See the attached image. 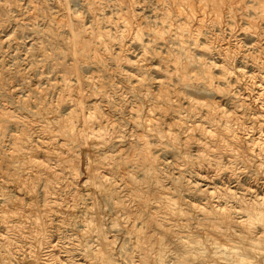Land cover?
Instances as JSON below:
<instances>
[{
	"label": "rangeland",
	"instance_id": "rangeland-1",
	"mask_svg": "<svg viewBox=\"0 0 264 264\" xmlns=\"http://www.w3.org/2000/svg\"><path fill=\"white\" fill-rule=\"evenodd\" d=\"M84 42L89 43V50L83 49ZM103 42L105 43L103 44ZM252 52L254 54H252ZM178 58L179 60H177ZM204 59H207V61ZM213 59L217 62L213 61ZM263 59L264 0H0V264H49V262L50 264H86V260L88 259H94L93 264H104L103 259L100 258V255L97 253V251H102V249L106 258L108 257L107 260L109 261H107V264L111 262H113L111 264H114V261L117 262L115 264H136L137 261V264H139L140 257L143 256L145 252L149 254V261L147 264H153L155 256L158 255L157 249L160 244L158 241H161L164 248L165 255L163 254V264H187L183 259H186L188 254L184 251V246L179 244V238L190 234L192 236L190 235L188 237L194 238L196 241L198 240V245H201L199 249L203 250H201L203 256L207 255L206 257L202 256L206 258L205 261L207 264H213L215 261V263H217L222 254L224 257L225 255H230V251H228L227 254L225 242L222 238L232 236L231 238L235 239L237 235L234 234V232L236 233L239 231L236 228H234L236 230L232 234H230V231H227L226 233L228 236L224 234L225 231H223L224 233H217L218 230L215 232V229L218 228L214 229V225L212 224L217 219H207L203 211L200 210L201 206L199 207L197 205L201 204L205 206L208 202V196L202 191V189H205L207 182H214V185L226 186V188L236 187L238 184L243 187L251 186L255 189L264 190V176L262 175L264 174V167H262L264 165V147L262 146L264 145V138L261 139L262 141L260 140L262 143L259 142L258 144L260 145L256 146L257 149L262 147L261 149H263V151L260 150L262 155L258 154L252 157L254 160L249 156L252 155L249 154L250 151H247L250 142L246 144L247 141L243 140V137L246 139L252 138L254 133H256L255 135H259L261 128L263 132L260 136L264 134V92H262L264 91ZM206 64L210 65V67L212 66L213 81L211 84H209L210 82L206 77ZM221 65L225 68L223 67V69ZM226 67H229V71H233L232 80L228 77V72H224L225 69H227ZM242 67H244L245 70ZM239 68H242L244 71L242 69L239 70ZM259 71L261 73H259ZM132 72H134L133 74L135 75L131 74ZM245 72L248 74L251 72V75L244 74ZM182 73L186 74L188 83H184L182 80ZM253 74H256L257 77L256 75L253 77ZM196 75H198V77H196ZM139 77L144 78L145 84L142 87H134L135 89H133L132 87L135 79ZM158 78L166 82V88L167 91L169 90V97H171L170 100L173 103V108H171L170 111H165L166 116L162 115L163 117H161L158 110L162 109L161 107L163 106V108H167L168 104H166L165 101H155L153 98V96H156L160 91L157 81L154 80ZM253 79H255V81H253ZM260 80L263 83H261ZM255 82L256 84L254 86ZM42 88H46L43 90L44 93L43 91L40 92ZM192 88L194 90H191ZM248 89L251 91L249 92ZM45 91L47 93H45ZM151 91L153 92L151 93ZM192 91H194L195 94ZM149 92L152 95H150ZM241 93H245L243 94L244 97ZM252 95L253 97H251ZM80 96L82 97L80 98ZM241 96L243 98H241ZM36 97H38V99ZM42 98H44L45 103ZM191 99L193 101V107L190 106L188 102ZM193 99H196V102ZM41 100H43V102ZM151 101L156 102L157 106L160 105L158 108L156 106L157 109L154 110L156 112L153 113L158 117L157 119L155 117L156 120H154V122L157 128L161 130L160 133L164 136H162V139L157 129H148L144 120V115L148 113L147 110L150 109V106L153 104ZM205 102L207 104H201ZM35 103L38 104L35 105ZM41 103L44 104L42 105ZM96 104L98 105L96 106ZM129 108L131 110L133 109V111ZM180 108L181 112L179 110ZM86 109L89 111H86ZM206 109H211L210 111L213 112H208ZM72 110H75L76 114H74ZM248 110L251 111V114L252 111H258L260 114L262 113V117L259 119L260 121L257 122L258 124L249 120L248 117L251 114ZM89 112L91 114H96L95 117L97 118L94 117L92 121L94 125H96L97 131H103L102 134L104 133V135H96L98 137L96 138L93 137V133L95 132L90 133L92 136L89 135L91 138L87 136L88 139L90 138L87 140L88 143L82 140L87 137L77 136L74 131L78 130L77 127L79 126L78 128H80V125L82 126L83 124L81 120L82 116H78V114L86 113L85 115H89ZM233 112L236 114H244L248 120L245 124V129L241 128L240 142L237 143L242 146L235 145L238 151L244 155L242 157L246 155L245 158L247 159L242 158L243 160H248L245 161L246 165L250 161L248 167L246 165L245 168L244 166L239 167L240 163L238 164L235 159L232 160L230 157L231 161L222 152L218 156H222V158H219V163L214 160L210 161L207 158L202 159L196 156L199 134L197 131L194 132L191 130L194 129L193 127L187 129L185 125L186 121L192 124V120H195V123H199L201 120V123L203 121V123L206 124L201 116L204 117L207 113V115L210 114L209 116L212 118L215 116V119H213L215 123L218 121L222 123L226 116L231 113L234 114ZM72 113L74 116L71 115ZM192 113L196 115L194 114L192 117L189 116ZM226 113L227 115L224 116ZM63 114L65 116V121ZM219 116H221V118ZM58 117L63 119V121L60 119L62 123L59 121ZM195 117L198 119L197 122V119H192ZM66 118H70V120L67 119L68 124H66ZM176 119L178 121L181 120L178 122ZM184 119H186V121ZM163 120L166 121L167 124ZM170 121L173 122L174 126H176V123L178 124L176 127L173 126L176 128L175 131L177 130L176 134L183 136L181 132L183 134L187 133L190 141L186 137H180L176 141L172 139L168 132H166L169 123L171 124ZM233 121L234 123H231L234 125V130L240 131L241 129L238 126L239 123L235 122V120ZM181 122L182 126L185 125L183 131L179 129L181 128ZM163 123H165V125ZM189 123H187V125H189ZM173 124H171V126ZM75 127L76 129H74ZM222 131L224 132V130L220 128L218 133L221 134L223 133ZM194 133H196V135H194ZM111 135H114L113 138ZM191 135L192 137L194 136L192 139ZM142 137L148 138L149 140L150 152L156 157L154 166H151V164L149 165V161L144 162L140 156L139 150L141 148ZM16 138L21 141H18V146L15 145ZM96 139L102 141L100 142ZM81 141L85 144L80 143ZM220 142L223 144L220 143L215 148L225 150V148L230 149L233 146L232 144L228 145L225 143V140H221ZM86 143L89 145L87 146ZM95 143H98V146ZM165 144L169 146H165ZM62 145L68 147L63 146V148H61ZM12 148L15 150L17 156L19 154L17 160L15 156L11 158L9 156V152L13 151ZM183 148H186V150ZM239 148H241V150ZM31 149L35 152L40 162H44H42L44 164V169L30 164L29 152ZM243 150L248 153L246 154ZM39 152L41 153L39 154ZM56 153L57 155H55ZM69 153L70 155H68ZM69 156H74V158H70ZM173 159L175 161L179 159L183 164L178 160L174 162ZM205 160H208V163ZM259 161H263V164ZM48 162L49 164H47ZM221 162H223L222 164L224 166ZM235 163L236 165H233ZM254 163H258L257 167H255L256 165ZM218 164L220 165L218 166ZM8 165H17V168L18 165L19 167L20 165L22 166L16 171V167H9ZM23 165L24 167L27 166L28 169H23ZM57 165L58 167H56ZM120 165L127 167L129 172L136 178L138 183L136 194L129 191L128 185L124 181L125 179L119 172L118 167ZM251 166L252 168H250ZM109 167L112 168V170H107ZM195 167L197 169H195ZM221 167L224 168L222 169ZM258 167L259 169L257 171ZM18 171L20 174L22 173V176H19L21 187L25 186L24 189L22 187L20 190L18 189L19 187H16L15 181L13 180L14 175H12L13 173H18ZM207 173L209 175H207ZM94 174L96 176H92ZM10 175L13 177H9ZM102 175L103 177L107 176L108 179L106 177V179L102 178ZM27 176L31 178L29 179ZM90 176L93 177L94 182ZM198 176H202V179ZM36 177L38 178L37 181H35ZM221 177H224L223 180H221ZM254 177L258 179H254ZM209 179L212 180L209 181ZM198 181H200V184H197L199 183ZM92 182L94 185H92ZM115 183L117 186H114ZM119 183L120 185H118ZM184 184H186V186ZM122 185L125 187H122ZM197 185L198 187H196ZM187 186L189 188H187ZM121 187L123 189H120ZM23 190L25 191L23 192ZM115 190L119 193L117 194L118 197L113 193ZM20 191L23 193H20ZM103 191L105 192L103 193ZM199 191L202 192L200 193ZM166 192L167 195L168 193H170V195L172 194L171 196L169 195L171 200H173L172 198H176L173 201L179 203L178 207L182 208V212L184 211L186 213H182L184 217L180 213L176 215L171 210L168 211L169 209L162 207L163 204L160 202V197L166 194ZM255 192L256 191H253V193ZM123 193L124 195H120ZM19 194L23 197L18 201L15 197ZM44 195L47 196V198H45ZM93 197H95V199H92ZM115 197L116 199H125L127 201L126 203L129 201V205H126L132 209L136 217V231L129 229V226H125L126 224L128 225V223L124 221L126 217L123 210L119 207L117 208ZM135 198H141V201L143 200L141 205ZM46 199H50L48 200L50 203H48ZM91 201L94 204H92ZM191 202H194V205L196 202L197 205L195 209ZM230 202H233L232 198ZM96 203L97 206L95 205ZM44 204L46 208L42 206ZM49 204L50 206H48ZM90 205L93 206V210H91L92 207H89ZM87 206L90 208L89 210ZM48 207L51 209H48ZM97 207H99V209ZM44 209L47 210L45 211ZM28 212L31 215H28ZM34 212H36V216L33 214ZM197 212L199 213L197 214ZM89 213L91 214L89 215ZM92 214H95V218H91L93 216ZM188 214L189 216H187ZM88 215L89 217H87ZM83 216L84 218L86 216V220L83 219ZM7 218L9 219L7 220ZM186 218L189 220H186ZM90 220L92 221L91 227L90 224L87 223V221L90 223ZM194 220L197 224L194 223ZM212 220L213 222L211 223L210 221ZM122 222L125 224L123 225ZM226 222L222 223L221 230H228L229 223H227V225ZM93 223L94 225H99L98 229ZM92 227L95 228L93 229ZM126 229H129V232H127ZM168 229L170 230L168 231ZM130 230L133 234L130 233ZM230 230L233 231L232 228ZM1 232H4V234ZM138 232H140L139 237L136 235ZM233 235L236 236L233 238ZM103 237L109 239L114 237L112 240L114 241L115 239V241L110 245V251L113 249V252L111 251L110 253V251H108L110 247L107 246V248L106 246H102ZM139 238L144 246L143 248L138 245L137 241ZM97 240L99 241L97 242ZM217 240L221 243H218ZM235 240L239 241V238L237 237ZM213 241L215 243H213ZM112 245H114L115 248H112ZM202 245L205 246L203 247ZM66 248H70L69 251L68 249L66 250ZM106 248L108 249L106 250L108 253L105 251ZM213 249L217 252V255H215L216 252ZM112 255L113 257H111ZM87 256L88 259H85ZM68 257H72V259H70L71 261L73 260L72 263L68 261ZM96 259L100 260V263L99 261L97 262Z\"/></svg>",
	"mask_w": 264,
	"mask_h": 264
},
{
	"label": "bare ground",
	"instance_id": "bare-ground-1",
	"mask_svg": "<svg viewBox=\"0 0 264 264\" xmlns=\"http://www.w3.org/2000/svg\"><path fill=\"white\" fill-rule=\"evenodd\" d=\"M248 2V1H247ZM71 21V20H70ZM71 30H72V28H71ZM76 30V29H75ZM72 32H73V30H72ZM206 34V33H205ZM111 35V34H110ZM73 36H74V34H73ZM81 36H82V34H81ZM102 37V36H101ZM73 39V38H72ZM103 41H104V39H103ZM107 41V40H106ZM105 41V42H106ZM105 42H103V44L105 43ZM213 42V41H212ZM107 43V42H106ZM209 44V43H208ZM211 44V43H210ZM110 45V44H109ZM105 47V46H104ZM121 47V46H120ZM145 47V46H144ZM89 48H90V45H89V43H86V42H84L83 43V49L84 50H89ZM106 48H107V45H106ZM113 48V47H112ZM203 48V47H202ZM205 49V48H204ZM203 49V50H204ZM158 50V49H157ZM249 50V49H248ZM120 51V50H119ZM251 51V50H250ZM144 52V51H143ZM158 52V51H157ZM146 53V52H145ZM164 53V52H163ZM190 53V52H189ZM241 53V52H240ZM245 53V52H244ZM167 54V53H166ZM176 54V53H175ZM239 54V53H238ZM243 54V53H242ZM252 54H254L253 52H252ZM248 55V54H247ZM249 56V55H248ZM123 57V56H122ZM124 57H126V56H124ZM211 57V56H210ZM214 57V56H213ZM228 57V56H227ZM141 58V57H140ZM199 58H200V56H199ZM202 58V57H201ZM207 58H208V56H207ZM235 58V57H234ZM131 59V58H130ZM225 59V58H224ZM230 59V58H229ZM177 60H179V58L177 59ZM194 60V59H193ZM204 60H206L207 61V59H204ZM211 60V59H210ZM264 60V59H263ZM76 61V60H75ZM118 61V60H117ZM131 61V60H130ZM138 61V60H137ZM136 61V62H137ZM143 61V60H142ZM213 61H215L214 59H213ZM226 61V60H225ZM224 61V62H225ZM231 61V60H230ZM258 61V60H257ZM215 62H217V61H215ZM214 62V63H215ZM261 62H263V61H261ZM139 63V62H138ZM258 63H259V61H258ZM204 64V63H203ZM212 64V63H211ZM219 64V63H218ZM222 64V63H221ZM237 64V63H236ZM261 64V63H260ZM176 65H177V63H176ZM183 65V64H182ZM192 65H194V64H192ZM191 65V66H192ZM207 65V64H206ZM235 65V64H234ZM195 66V65H194ZM222 66V65H221ZM226 66V65H225ZM228 66V65H227ZM232 66V65H231ZM159 67V66H158ZM212 67V66H211ZM210 67V65H207V68H206V77H207V79L209 80V84H211L212 83V81H213V79H212V76H213V74H212V71H211V68ZM224 66H222V68H223ZM230 67V66H229ZM229 67H226L227 69L229 68ZM236 67V66H235ZM234 67V68H235ZM183 68V67H182ZM225 68V67H224ZM223 68V69H224ZM237 68H238V65H237ZM237 68H235V69H237ZM243 69H244V67H242ZM241 68V69H242ZM246 68V67H245ZM227 69H225V71L224 72H228V77L229 78H231V80L233 79V74H232V72H231V70L229 71V69L227 70ZM231 69V68H230ZM233 69V68H232ZM240 68H239V70H241ZM242 69V70H243ZM255 69V68H254ZM258 69V68H257ZM245 70V69H244ZM243 70V71H244ZM260 70V69H259ZM231 72V73H230ZM247 72V71H246ZM244 73V74H247V75H249L248 73ZM254 72V71H253ZM258 72V71H257ZM134 72H132L131 74H133ZM192 73H193V70H192ZM198 73V72H197ZM242 73V72H241ZM259 73H261L260 71H259ZM264 73V72H263ZM262 73V74H263ZM133 75H135V74H133ZM138 75V74H137ZM137 75H136V77H137ZM223 75V74H222ZM251 75V74H250ZM256 75V74H255ZM255 75L253 74V77H255ZM264 75V74H263ZM246 76V75H245ZM153 77V76H152ZM159 77V76H158ZM196 77H198V75H196ZM215 77H216V75H215ZM220 77H221V75H220ZM256 77H257V75H256ZM97 78H99V77H97ZM133 78V77H132ZM156 78V77H155ZM181 78H182V80L184 81V83H188V78H187V76H186V74L185 73H182L181 74ZM214 78V77H213ZM224 78H226V77H224ZM224 78H222V79H224ZM237 78H240V77H237ZM242 78V77H241ZM263 79H264V77H263ZM57 80V79H56ZM146 80V79H145ZM153 80V79H152ZM155 81H157V85L160 87V91L158 92V94H156V96H153V98L155 99V101H165V103L166 104H168V106H167V108H163V107H161L162 109H160V110H158L159 111V114H161V117H163V116H166V113H165V111L167 112L168 110L170 111L171 110V108H173V103L171 102V100H170V98L171 97H169V93H168V91H167V85H166V82L164 81V80H160L159 78L158 79H154ZM230 80V79H229ZM182 81V82H183ZM242 81V80H241ZM253 81H255V79H253ZM58 82V81H57ZM99 82V81H98ZM151 82V81H150ZM169 82V81H168ZM238 82V81H237ZM251 82V81H250ZM260 82H261V80H260ZM152 83V82H151ZM155 83V82H154ZM229 83V82H228ZM253 83V82H252ZM261 83H263V82H261ZM102 84V83H101ZM145 84V81H144V78H141V77H139V78H137V79H135V82H134V84H133V89H135L134 87H142L143 85ZM255 84H256V82L254 83V86H255ZM258 84V83H257ZM260 84V83H259ZM176 85V84H175ZM219 85V84H218ZM252 85V84H251ZM261 85V84H260ZM61 86V85H60ZM169 86V85H168ZM222 86V85H221ZM232 86H233V84H232ZM241 86H243V85H241ZM248 86V85H247ZM253 86V85H252ZM257 86V85H256ZM64 87V86H63ZM103 87V86H102ZM131 87V86H130ZM146 87H148V86H146ZM185 87L187 88V86H186V84H185ZM185 87H184V89H185ZM188 87H190V86H188ZM234 87V86H233ZM258 87V86H257ZM37 88V87H36ZM132 88H130V89H132ZM150 88V87H149ZM163 88H166V89H163ZM182 88V87H181ZM242 88H244V87H242ZM261 88V87H260ZM262 88H263V86H262ZM44 89H46V88H44ZM43 88L41 89V91L40 92H42L43 90H44ZM139 89V88H138ZM153 89V88H152ZM175 89H176V87H175ZM190 89V88H189ZM219 89V88H218ZM225 89V88H224ZM232 89V88H231ZM254 89V88H253ZM264 89V88H263ZM40 90V89H39ZM63 90V89H62ZM120 90V89H119ZM141 90V89H140ZM181 90V89H180ZM191 90H194L193 88L191 89ZM229 90V89H228ZM235 90V89H234ZM249 90V89H248ZM256 90V89H255ZM258 90V89H257ZM82 91V90H81ZM81 91H80V93H81ZM134 91V90H133ZM147 91V90H146ZM145 91V92H146ZM149 91V90H148ZM175 91V90H174ZM196 91V90H195ZM247 91V90H246ZM251 90H249V92H250ZM253 91V90H252ZM262 91V90H261ZM60 92H61V90H60ZM122 92V91H121ZM153 91H151V93H152ZM193 93H194V91H192ZM197 92V91H196ZM231 92V91H230ZM244 92H245V90H244ZM262 92H264V91H262ZM261 92V93H262ZM43 93H44V91H43ZM42 93V94H43ZM45 93H47L46 91H45ZM75 93V92H74ZM141 93V92H140ZM188 93V92H187ZM191 93V92H190ZM61 94V93H60ZM85 94V93H84ZM107 94V93H106ZM123 94V93H122ZM124 94H126V93H124ZM149 94H150V92H149ZM178 94V93H177ZM176 94V95H177ZM180 94V93H179ZM195 94V93H194ZM240 94V93H239ZM238 94V95H239ZM242 94V93H241ZM243 94H245V93H243ZM242 94V95H243ZM247 94H249V93H247ZM251 94H252V92H251ZM258 94V93H257ZM81 95V94H80ZM108 95V94H107ZM150 95H152V94H150ZM212 95V94H211ZM236 95V94H235ZM255 95V94H254ZM263 95V94H262ZM45 96V95H44ZM52 96V95H51ZM83 96V95H82ZM82 96H80V98L82 97ZM85 96V95H84ZM112 96V95H111ZM139 96V95H138ZM175 96V95H174ZM185 96V95H184ZM183 96V97H184ZM257 96V95H256ZM264 96V95H263ZM59 97V96H58ZM190 97V96H189ZM188 97V98H189ZM243 97H244V95H243ZM242 96H241V98H243ZM250 97V96H249ZM251 97H253V95L251 96ZM260 97V96H259ZM259 97H257V98H259ZM28 98V97H27ZM37 99H38V97H36ZM67 98V97H66ZM125 98V97H124ZM174 98V97H173ZM192 98V97H191ZM246 98L248 99V97L246 96ZM33 99V98H32ZM43 100H44V98H42ZM75 99H77V98H75ZM74 99V100H75ZM133 99V98H132ZM181 99V98H180ZM250 99V98H249ZM43 100H41L42 102H43ZM73 100V101H74ZM172 100H174V99H172ZM176 100V99H175ZM185 100H186V98H185ZM194 100V99H193ZM196 100V99H195ZM194 100V101H195ZM241 100V99H240ZM243 100V99H242ZM36 101H38V100H36ZM76 101V100H75ZM84 101V100H83ZM130 101V100H129ZM197 101H199V100H197ZM244 101V100H243ZM258 101V100H257ZM34 102H35V100H34ZM77 102V101H76ZM79 102H80V100H79ZM78 102V103H79ZM82 102V101H81ZM122 102V101H121ZM152 102V101H151ZM157 102V103H158ZM176 102V101H175ZM189 103H190V106H192L193 105V101H192V99L191 100H189L188 101ZM196 102V101H195ZM203 102V101H202ZM255 102V101H254ZM44 103H45V100H44ZM43 103V104H44ZM47 103H48V101H47ZM96 103V102H95ZM98 103V102H97ZM106 103V102H105ZM153 104L151 105L150 103V109H148L147 110V114H145L144 115V117H145V123L147 124V126H148V129H150V130H156L157 129V132L160 134V138L162 139V136H163V134L162 133H160L161 132V130L160 129H158L157 128V126H156V124H155V122H154V120H156L158 117H156L155 115V113H153V112H156V111H154V110H156L157 108H158V106H160V105H156V102H152ZM162 103V102H161ZM177 103H178V101H177ZM210 103V102H209ZM242 103V102H241ZM38 104V103H37ZM36 103H35V105H37ZM42 104V103H41ZM42 104V105H43ZM52 104V103H51ZM55 104V103H54ZM82 104V103H81ZM155 104V105H154ZM159 104V103H158ZM179 104V103H178ZM201 104H207L206 102L205 103H201ZM243 104H244V102H243ZM246 104H249V103H246ZM39 105H40V103H39ZM79 105V104H78ZM98 104H96V106H97ZM127 105H128V103H127ZM196 105V104H195ZM194 105V106H195ZM50 106V105H49ZM58 106V105H57ZM80 106H82V105H80ZM83 106H84V103H83ZM86 106V105H85ZM115 106V105H114ZM133 106V105H132ZM156 106H157V108H156ZM189 106V107H190ZM216 106H217V104H216ZM43 107V106H42ZM74 107H76V106H74ZM139 107H141V106H139ZM178 107V106H177ZM193 107V106H192ZM213 107V106H212ZM221 107V106H220ZM219 107V108H220ZM234 107V106H233ZM232 107V108H233ZM236 107V106H235ZM251 107V106H250ZM254 107V106H253ZM48 108V107H47ZM54 108V107H53ZM78 108H79V106H78ZM84 108V107H83ZM100 108V107H99ZM115 108H117V107H115ZM133 108V107H132ZM188 108V107H187ZM191 108V107H190ZM197 108V107H196ZM209 108V107H208ZM222 108V107H221ZM224 108V107H223ZM243 108V107H242ZM255 108V107H254ZM44 109V108H43ZM42 109V110H43ZM56 109V108H55ZM72 109H73V107H72ZM75 109V108H74ZM81 109H82V107H81ZM106 109V108H105ZM130 109V108H129ZM145 109V108H144ZM174 109H175V107H174ZM174 109H172V110H174ZM216 109V108H215ZM225 109V108H224ZM257 109H259V108H257ZM45 110V109H44ZM71 110V109H70ZM93 110V109H92ZM99 110V109H98ZM131 110V109H130ZM141 110V109H140ZM180 110V112H181V108L179 109ZM186 110H191V109H186ZM196 110V109H195ZM208 112H211L210 110L211 109H206ZM233 110H234V108H233ZM232 110V111H233ZM247 110V109H246ZM80 111V110H79ZM78 111V112H79ZM83 111V110H82ZM86 111H89V110H87L86 109ZM131 111H133V109L131 110ZM135 111V110H134ZM194 111V110H193ZM199 111V110H198ZM243 111V110H242ZM241 111V112H242ZM249 112H250V114H251V111L250 110H248ZM260 111V110H259ZM72 112H74V114H76L75 113V110L73 111L72 110ZM94 112V111H93ZM136 112V111H135ZM183 112V111H182ZM192 112V111H191ZM213 112V111H212ZM211 112V113H212ZM245 112V111H244ZM243 112V113H244ZM263 112H264V110H263ZM9 113V112H8ZM71 113V112H70ZM90 113V112H89ZM88 113V114H89ZM98 113V112H97ZM169 113V112H168ZM185 113H187V112H185ZM202 113V112H201ZM229 113H230V110H229ZM234 113V112H233ZM246 113V112H245ZM81 113H79L78 114V116H82L81 117V120L83 121V124H82V126L80 125V128H78L77 126V129L78 130H76V131H74L75 132V134H77V136H80V137H87V136H89V135H91L90 133H93V132H95V133H93V137H96V138H98L97 136H103L104 135V133L102 134V132H99V131H97V128H96V125H94V123H93V118L96 116V114H89V115H85L86 113H83V114H81ZM144 114V113H143ZM143 114H142V116H143ZM182 114V113H181ZM190 114V113H189ZM195 114V113H194ZM193 113L191 114V115H189V116H191L192 117V115H194ZM196 114H197V112H196ZM195 114V115H196ZM224 114V113H223ZM262 114V113H261ZM261 114L260 113H258V111L257 112H253L252 111V114L248 117L249 118V120H251V122H253V123H257V122H259L260 120V117H262L261 116ZM51 115V114H50ZM71 115H73V113L71 114ZM112 115V114H111ZM163 115V116H162ZM183 115H185V114H183ZM182 115V116H183ZM200 115V114H199ZM210 114H208L207 115V113H206V116H201L204 120H205V122H206V124L205 123H203V121H202V123H201V120H200V122L199 123H195L194 121L195 120H192V122H191V120H190V122L192 123V124H190L189 123V121H186V119H184L185 121H186V128L188 129V128H194V129H191V130H193L194 132L195 131H197L198 132V134H199V140H198V142H197V155L196 156H199V157H201L202 159L203 158H207V159H209L210 161L211 160H214V161H216L217 163H219L220 162V159L219 158H222V156L221 157H218L219 155H220V153L222 152V153H224L226 156H227V158H229L230 160H231V158H232V160L233 159H235L237 162H238V164H239V167H243L244 166V168H245V165H246V162L245 161H248V160H243L242 158H245L246 157V155H245V157H242V156H244L243 154H241V152L240 151H238V148L236 147L237 145H239L240 147L242 146L241 144H237L238 142H240L239 141V139H240V137H241V132H242V129H245V124L247 123V117L244 115V114H239V113H234V114H230V115H227V113L224 115V116H226V118L224 119V118H222V119H224V121L221 123L220 121H218V122H220V123H218V122H214V120L213 119H215L214 117L212 118L211 116H209ZM214 115V114H213ZM246 115H247V113H246ZM8 116V115H7ZM62 116V115H61ZM63 116H64V114H63ZM74 116V115H73ZM76 116V115H75ZM97 116H99V115H97ZM140 116V115H139ZM138 116V117H139ZM159 116V115H158ZM178 116H180V115H178ZM197 116H198V114H197ZM46 117V116H45ZM68 117V116H67ZM71 117V116H70ZM102 117V116H101ZM104 117H105V115H104ZM107 117V116H106ZM141 117V116H140ZM155 117H156V119H155ZM185 117V116H184ZM187 117V116H186ZM190 117V118H191ZM220 118H221V116H219ZM48 118V117H47ZM59 118V121H61L60 119H62V118H60V117H58ZM80 118V117H79ZM95 118H97V117H95ZM135 118H137V117H135ZM183 118V117H182ZM46 119V118H45ZM67 119H69L70 120V118H66V121H67ZM101 119V118H100ZM107 119V118H106ZM163 119V118H162ZM165 119V118H164ZM179 119V118H178ZM189 119V118H188ZM192 119H197L196 117L195 118H192ZM219 119V118H218ZM72 120V119H71ZM80 120V119H79ZM80 120V121H81ZM103 120V119H102ZM167 120V119H166ZM177 120V119H176ZM181 120V119H180ZM180 120L178 121V122H180ZM221 120V119H220ZM233 120H235V122H238L239 124H238V126L240 127V131L239 130H234V125L232 124V123H234V121ZM62 121H63V119H62ZM62 121H61V123H62ZM64 121H65V116H64ZM73 121V120H72ZM96 121V120H95ZM138 121V120H137ZM158 121V120H157ZM160 121H161V119H160ZM164 121V120H163ZM168 121V120H167ZM198 121V119L196 120V122ZM217 121V120H216ZM58 122V121H57ZM56 122V123H57ZM117 122V121H116ZM159 122V121H158ZM157 122V123H158ZM166 124H167V122L166 121H164ZM171 122V121H170ZM183 122V121H182ZM182 122H181V124H180V126H181V128H179L181 131H183V127L185 126V125H183L182 126ZM232 122V123H231ZM65 123V122H64ZM63 123V124H64ZM82 123V122H81ZM114 123V122H113ZM160 123H162V122H160ZM165 123H163L164 125H165ZM169 123V122H168ZM187 123H189V125H187ZM66 124H68V121H67V123ZM69 124H72V123H69ZM159 124V123H158ZM171 124H173V122H171ZM171 124L169 123V126L167 127V129H166V132H168V134H169V136L172 138V139H174L175 141L176 140H178L180 137H186L187 139H189V137H188V134L187 133H182L181 132V134L183 135V136H180V135H178V134H176V131H175V129L176 128H174V127H176L178 124L176 123V126H174V124L171 126ZM235 124H237V123H235ZM251 124V123H250ZM258 124V123H257ZM31 125V124H30ZM40 125V124H39ZM161 125V124H160ZM1 126V125H0ZM43 126V125H42ZM50 126V125H49ZM64 126H65V124H64ZM67 126V125H66ZM73 126V125H72ZM159 126V125H158ZM174 126V127H173ZM32 127V126H31ZM74 127V126H73ZM72 127V128H73ZM76 127L74 128V129H76ZM103 127V126H102ZM120 127V126H119ZM166 127V126H165ZM238 127V128H239ZM250 127V126H249ZM263 127V126H262ZM2 128V127H1ZM24 128V127H23ZM54 128V127H53ZM65 128V127H64ZM71 128V127H70ZM220 128H222V130H224V132L223 133H218V130L220 129ZM48 129V128H47ZM96 129V130H95ZM112 129V128H111ZM165 129V128H164ZM260 129V128H259ZM258 129V130H259ZM4 130V129H3ZM28 130V129H27ZM234 130V131H233ZM26 131V130H25ZM121 131V130H120ZM164 131V130H163ZM185 131V130H184ZM193 131H189V132H193ZM51 132V131H50ZM49 132V133H50ZM54 132V131H53ZM77 132V133H76ZM165 132V131H164ZM246 132V131H245ZM254 132H255V130H254ZM253 132V133H254ZM262 132H263V130H262V128H261V130H260V134H262ZM15 133V132H14ZM21 133V132H20ZM55 133V132H54ZM108 133V132H107ZM144 133V132H143ZM179 133V132H178ZM45 134V133H44ZM94 134H95V136H94ZM118 134V133H117ZM162 134V135H161ZM189 134H191V133H189ZM249 134V133H248ZM256 133H254V135L252 136V138H249V139H246V138H244L243 136V140H245V141H247V143L246 144H248V142H250L249 143V145H248V149H247V151H250V153L249 154H252V155H249V156H251V158L252 157H254V156H256V155H258V154H261L260 152L261 151H263V149H261L262 147H258L259 149H257V145H260V144H258L259 142H261L262 140V138H264V134L263 135H261L260 136V134L259 135H255ZM25 135V134H24ZM46 135V134H45ZM51 135V134H50ZM97 135V136H96ZM165 135H167V134H165ZM194 135H196V133H194ZM22 136V135H21ZM58 136V135H57ZM92 136V135H91ZM105 136H106V134H105ZM114 136V135H113ZM113 136L111 135V137L113 138ZM13 137H14V134H13ZM15 137H16V135H15ZM23 137V136H22ZM90 137V136H89ZM110 137V136H109ZM110 137V138H111ZM164 137V136H163ZM194 137V136H193ZM192 137V135H191V139L193 138ZM17 138H18V136H17ZM16 138V146H18V141L19 142H21L20 140H18ZM91 138V137H90ZM89 138V139H90ZM101 138H103V137H101ZM108 138V137H107ZM136 138V137H135ZM198 138V137H197ZM34 139V138H33ZM81 139V138H80ZM88 139V137L86 138V139H82V140H85V142L87 141V140H89ZM95 139V138H94ZM93 139V140H94ZM105 139V138H104ZM104 139H103V141H104ZM117 139V138H116ZM187 139H186V141H187ZM258 139V140H257ZM15 140V139H14ZM14 140H13V142H14ZM23 140V139H22ZM75 140V139H74ZM92 140V141H93ZM96 140H98V139H96ZM96 140H95V142H96ZM105 140H107V139H105ZM110 140V139H109ZM141 140H142V142H141V148H140V156H141V158L144 160V162L145 161H149V165L151 164V166H154V163H155V161H156V157L154 156V155H152V152H150V145H149V140H148V138H144V137H142L141 138ZM174 140H173V142H174ZM185 140V139H184ZM196 140V141H197ZM221 140H225L226 142L225 143H227L228 145H233L230 149H226L225 148V150H221V148L220 149H217V148H215L216 146H218L220 143H222V142H220ZM261 140V141H260ZM264 140V139H263ZM24 141V140H23ZM53 141V140H52ZM98 141H102V140H98ZM189 141H190V139H189ZM192 141V140H191ZM27 142V141H26ZM30 142H31V140H30ZM42 142V141H41ZM44 142V141H43ZM59 142V141H58ZM66 142V141H65ZM88 142V141H87ZM100 142H99V144H100ZM106 142V141H105ZM183 142H185V141H183ZM48 143V142H47ZM46 143V144H47ZM56 143V142H55ZM68 143V142H67ZM67 143H65V144H67ZM80 143H83L82 141L80 142ZM89 143V142H88ZM103 143V142H102ZM177 143V142H176ZM224 143V144H225ZM245 143V142H244ZM262 143V142H261ZM36 144V143H35ZM58 144V143H57ZM62 144H63V140H62ZM83 144H85V143H83ZM96 144V143H95ZM98 144V143H97ZM96 144V145H97ZM178 144V143H177ZM186 144V143H185ZM223 144V143H222ZM226 144V145H227ZM27 145V144H26ZM86 145H87V143H86ZM89 145V144H88ZM87 145V146H88ZM102 145V144H101ZM168 144H165V146H167ZM179 145V144H178ZM236 145V146H235ZM12 146V145H11ZM40 146V145H39ZM63 146H66V145H62L61 146V148H63ZM84 146V145H83ZM82 146V147H83ZM91 146V145H90ZM98 146V145H97ZM169 146V145H168ZM244 146V145H243ZM263 147H264V145H262ZM35 147V146H34ZM42 147V146H41ZM66 147H68V146H66ZM96 147V146H95ZM222 147V146H221ZM38 148V147H37ZM51 148V147H50ZM244 148V147H243ZM27 149V148H26ZM35 149V148H34ZM42 149V148H41ZM66 149V148H65ZM183 149H185L186 150V148H183ZM240 150H241V148H239ZM12 150H13V148H12ZM37 150V149H36ZM57 150V149H56ZM106 150V149H105ZM184 150V151H185ZM191 150H193V149H191ZM261 150V151H260ZM18 151V150H17ZM43 151H45V150H43ZM48 151V150H47ZM60 151V150H59ZM62 151V150H61ZM244 151V150H243ZM7 152V151H6ZM24 152V151H23ZM67 152V151H66ZM106 152H107V150H106ZM245 153H246V151H244ZM264 152V151H263ZM10 153V158L11 157H14L15 156V158H16V160H17V158L19 157V154H18V156H17V154H16V152H15V150H13V151H11V152H9ZM41 152H39V154H40ZM45 153V152H44ZM50 153V152H49ZM63 153H64V151H63ZM243 153V152H242ZM244 153V154H245ZM248 153V152H247ZM246 153V154H247ZM29 158H30V164H34V165H36V167H38V168H43V161H41L40 162V160L38 159V157L35 155V152L34 151H32V149H31V151L29 152ZM98 154V153H97ZM112 154V153H111ZM53 155H54V153H53ZM55 155H57V153L55 154ZM59 155V154H58ZM62 155V154H61ZM65 155V154H64ZM67 155V154H66ZM68 155H70V153L68 154ZM88 155V154H87ZM101 155V154H100ZM223 155V154H222ZM262 155V154H261ZM17 156V157H16ZM50 156V155H49ZM187 156V155H186ZM193 156V155H192ZM194 156H195V154H194ZM248 156V157H249ZM53 157V156H52ZM70 157V156H69ZM98 157V156H97ZM175 157V156H174ZM218 157V158H217ZM223 157H224V155H223ZM231 157V158H230ZM261 157V156H260ZM4 158V157H3ZM15 158H14V160H15ZM22 158H24V157H22ZM70 158H74V156L73 157H70ZM104 158V157H103ZM117 158V157H116ZM139 158V157H138ZM175 158H177V157H175ZM195 158H197V157H195ZM13 159V158H12ZM25 159V158H24ZM50 159V158H49ZM91 159V158H90ZM102 159V158H101ZM111 159V158H110ZM245 159H247V158H245ZM250 159V158H249ZM253 160H254V158H252ZM251 159V160H252ZM257 159V158H256ZM261 159V158H260ZM14 160H12V161H14ZM47 160V159H46ZM65 160H66V158H65ZM179 161V159H176V161ZM223 160V159H222ZM231 160V161H232ZM252 160V161H253ZM258 160V159H257ZM264 160V159H263ZM27 161H29V160H27ZM50 161V160H49ZM91 161V160H90ZM107 161V160H106ZM108 161H111V160H108ZM163 161V160H162ZM169 161V160H168ZM173 161L174 162H176L174 159H173ZM181 161V160H180ZM179 161V162H180ZM200 161H203V160H200ZM205 161H207V163H208V160H205ZM229 161V160H228ZM256 161V160H255ZM261 161V160H260ZM259 161V162H260ZM15 162V161H14ZM43 162V163H42ZM100 162V161H99ZM115 162V161H114ZM198 162V161H197ZM224 162V161H223ZM223 162H221V164L223 163ZM234 162V161H233ZM232 162V163H233ZM250 162V161H249ZM248 162V163H249ZM258 162V163H259ZM263 162V161H262ZM262 162H260L261 164H263ZM8 163V162H7ZM7 163H6V165H7ZM17 163V162H16ZM46 163V162H45ZM63 163V162H62ZM66 163V162H65ZM76 163V162H75ZM89 163V162H88ZM125 163V162H124ZM173 163V162H172ZM171 163V164H172ZM180 163H182L183 164V162H180ZM199 163V162H198ZM202 163H204V162H202ZM228 163V162H227ZM248 163H247V167H248ZM251 163H253V162H251ZM257 163V164H258ZM9 164H10V162H9ZM11 164H12V162H11ZM26 164V163H25ZM29 164V165H30ZM47 164H49V162L47 163ZM57 164H59V163H57ZM60 164H61V162H60ZM101 164V163H100ZM107 164H109V163H107ZM113 164V163H112ZM115 164V163H114ZM170 164V165H171ZM175 164V163H174ZM182 164H180V165H182ZM195 164V163H194ZM193 164V165H194ZM226 164V163H225ZM255 164V163H254ZM257 164H255L256 166L255 167H257ZM15 165V164H14ZM28 165V166H29ZM33 165V166H34ZM126 165V164H125ZM165 165H166V163H165ZM177 165H179V164H177ZM196 165V164H195ZM205 165V164H204ZM220 164H218V166H219ZM223 165V164H222ZM233 165H236V163L235 164H233ZM232 165V166H233ZM251 165V164H250ZM9 166V165H8ZM12 166V165H11ZM11 166H9V167H11ZM17 166V165H16ZM16 166H12V167H16ZM22 165H20V167H21ZM48 166V165H47ZM55 166V165H54ZM62 166H63V164H62ZM76 166V165H75ZM78 166V165H77ZM92 166V165H91ZM107 166H109V165H107ZM160 166V165H159ZM202 166V165H201ZM217 166V165H216ZM224 166V165H223ZM228 166V165H227ZM232 166H231V168H232ZM252 166H253V164H252ZM252 166L250 167V168H252ZM260 166V165H259ZM19 167V165H18V168H20ZM45 167V166H44ZM56 167H58V165L56 166ZM111 167V166H110ZM108 168L107 170H112V168ZM181 167V166H180ZM192 167V166H191ZM194 167V166H193ZM203 167V166H202ZM201 167V168H202ZM206 168H208L207 166H205ZM226 167V166H225ZM234 167V166H233ZM237 167H238V165H237ZM261 167V166H260ZM262 167H264V165L262 166ZM18 168L16 167V171L18 170ZM24 168H26V169H28L27 168V166H25L24 167V165H23V169ZM63 168V167H62ZM119 168V172L121 173V176H123V178L125 179L124 181L127 183V185H128V189H129V191L131 192V193H133V194H136V192H137V185H138V183H137V180H136V178L134 177V175L133 174H131L130 172H129V170H128V168L127 167H125V166H119L118 167ZM173 168V167H172ZM199 168V167H198ZM204 168V167H203ZM210 168V167H209ZM211 168H212V165H211ZM216 168V167H215ZM222 169L224 168V167H221ZM230 168V167H229ZM235 168H236V166H235ZM234 168V169H235ZM44 169V168H43ZM45 169H46V167H45ZM47 169H48V167H47ZM50 169H51V167H50ZM50 169H49V171H50ZM56 169V168H55ZM105 169V168H104ZM170 169V168H169ZM194 169V168H193ZM195 169H197L196 167H195ZM194 169V170H195ZM221 169V170H222ZM239 169V168H238ZM258 169H259V167L257 168V171H258ZM263 169V168H262ZM6 170V169H5ZM19 170H21V169H19ZM29 170H31V169H29ZM92 170H93V168H92ZM200 170V169H199ZM208 170V169H207ZM220 170V169H219ZM231 170V169H230ZM240 170V169H239ZM245 170V169H244ZM248 170V169H247ZM47 171V170H46ZM53 171V170H52ZM58 171V170H57ZM65 171V170H64ZM106 171V170H105ZM118 171V170H117ZM197 171V170H196ZM202 171H203V169H202ZM216 171V170H215ZM233 171V170H232ZM236 171H237V169H236ZM260 171V170H259ZM2 172H4V171H2ZM175 172V171H174ZM177 172V171H176ZM191 172H193V171H191ZM204 172V171H203ZM221 172V171H220ZM235 172V171H234ZM262 172V171H261ZM1 173V172H0ZM34 173V172H33ZM63 173V172H62ZM99 173V172H98ZM111 173V172H110ZM190 173V172H189ZM199 173V172H198ZM219 173V172H218ZM263 173H264V171H263ZM11 174H12V172H11ZM19 174V175H18ZM28 174V173H27ZM50 174V173H49ZM49 174H47V175H49ZM52 174V173H51ZM97 174V173H96ZM103 174V173H102ZM175 174V173H174ZM194 174V173H193ZM201 174V173H200ZM214 174H215V172H214ZM230 174H231V172H230ZM12 175H14V178H13V180L15 181L14 183L16 184V187H19L18 189L20 190V188H22L23 187V189H24V187L25 186H22L21 187V180H20V178H19V176L21 175L22 176V173L20 174L19 173V171H18V173H16V174H12ZM26 175V174H25ZM104 175V174H103ZM103 175H102V178H107V176H104L103 177ZM176 175V174H175ZM178 175V174H177ZM188 175V174H187ZM191 175V174H190ZM203 175H205V174H203ZM202 175V176H203ZM207 175H209L208 173H207ZM206 175V176H207ZM263 176H264V174H262ZM30 176V175H29ZM33 176V175H32ZM92 176H96L95 174L94 175H92ZM100 176V175H99ZM189 176V175H188ZM193 176V175H192ZM202 176H198V177H201V179H202ZM214 176V175H213ZM227 176V175H226ZM230 176V175H229ZM228 176V177H229ZM232 176H233V174H232ZM235 176V175H234ZM252 176V175H251ZM256 176V175H255ZM258 176H260V175H258ZM9 177H11V175L9 176ZM13 177V176H12ZM11 177V178H12ZM28 177V176H27ZM26 177V178H27ZM37 177H39V176H37ZM36 177V180L35 181H37V178ZM47 177V176H46ZM49 177V176H48ZM88 177V176H87ZM91 177V176H90ZM171 177V176H170ZM197 177V176H196ZM195 177V178H196ZM204 177V176H203ZM208 177V176H207ZM29 178V177H28ZM27 178V179H28ZM31 178V177H30ZM29 178V179H30ZM86 178V177H85ZM92 179H93V177H91ZM90 178V179H91ZM105 178V179H106ZM122 178V179H123ZM189 178V177H188ZM209 178H211V177H209ZM222 178V177H221ZM220 178V179H221ZM224 178V177H223ZM223 178L221 179V180H223ZM23 179H25V178H23ZM50 179V178H49ZM108 179V178H107ZM191 179V178H190ZM193 179V178H192ZM198 179V178H197ZM201 179H200V181H201ZM205 179H207V178H205ZM254 179H258L257 177H254ZM3 180V179H2ZM33 180V179H32ZM53 180V179H52ZM110 180V179H109ZM187 180V179H186ZM194 180V179H193ZM192 180V181H193ZM210 180H212V179H209V181ZM217 180V179H216ZM220 180V181H221ZM233 180V179H232ZM247 180V179H246ZM29 181V180H28ZM31 181V180H30ZM34 181V182H35ZM58 181V180H57ZM93 182H94V179L92 180ZM103 181V180H102ZM117 181V180H116ZM192 181H191V183H192ZM200 181H198L199 183H197V184H200ZM218 181V180H217ZM230 181V180H229ZM251 181V180H250ZM254 181V180H253ZM258 181V180H257ZM33 182V183H34ZM92 182V183H93ZM118 182H120V181H118ZM123 182V181H122ZM187 182H188V180H187ZM205 182V181H204ZM216 182V181H215ZM225 182V181H224ZM29 183H31V182H29ZM48 183V182H47ZM117 183V182H116ZM116 183H115V185L114 186H117L116 185ZM125 183V184H126ZM164 183V182H163ZM190 183V182H189ZM191 183H190V185H191ZM214 182H207L206 184V187H205V189H202V191H203V193L204 194H206L207 196H208V202L207 201H205V202H207V204L205 205V202H204V205L205 206H202L201 204L200 205H197L196 204V202H195V205H194V202L192 203V205H194V209L196 208L195 206L197 205V206H201L200 207V210H202L203 211V214H204V216H206V218L207 219H217L215 222H213V220L212 221H210L211 223L213 222V224L212 225H214V229L215 228H218V229H215V232H216V230H218L217 231V233L218 232H223V231H225V233L224 234H226L227 235V231H230L231 233L230 234H232L236 229L239 231V232H234V234H236V235H233V238L235 237V239H237V237L239 238V241L238 240H235V239H232L231 237H228V238H226V237H224V238H222V239H224V242H225V249L227 250V254H228V251H230L229 253H230V255H228V256H226L225 255V257L223 256V254L221 255L220 253V259H219V257H218V262L217 263H213V264H264V190H259V189H255V188H253V187H243V186H240V185H238L237 184V186L236 187H231V188H229V187H227L226 188V186L225 187H223V186H216V185H214L213 184ZM217 183V182H216ZM260 183H261V181H260ZM263 183V182H262ZM24 184V183H23ZM49 184V183H48ZM110 184V183H109ZM112 184V183H111ZM122 184H124V183H122ZM187 184V183H186ZM186 184H184L185 186H186ZM194 184V183H193ZM192 184V185H193ZM196 184V183H195ZM218 184V183H217ZM221 184H222V182H221ZM233 184V183H232ZM235 184V183H234ZM257 184V183H256ZM31 185V184H30ZM45 185V184H44ZM55 185V184H54ZM63 185V184H62ZM92 185H94V183L92 184ZM96 185H97V183H96ZM107 185V184H106ZM118 185H120V183L118 184ZM224 185H226V184H224ZM254 185V184H253ZM263 185H264V183H263ZM15 186V185H14ZM29 186V185H28ZM46 186V185H45ZM65 186V185H64ZM98 186V185H97ZM129 186H130V188H129ZM195 186V185H194ZM202 186V185H201ZM228 186V185H227ZM258 186V185H257ZM33 187V186H32ZM47 187V186H46ZM95 187V186H94ZM122 187H125V186H123L122 185ZM120 188V189H123V188ZM127 187V186H126ZM191 187V186H190ZM196 187H198V185L196 186ZM203 187V186H202ZM255 187V186H254ZM263 187V186H262ZM51 188V187H50ZM67 188V187H66ZM168 188V187H167ZM187 188H189L188 186H187ZM193 188V187H192ZM229 188V189H228ZM253 188V189H252ZM27 189H29V188H27ZM33 189V188H32ZM47 189V188H46ZM100 189V188H99ZM116 189V188H115ZM196 189V188H195ZM200 189V190H201ZM264 189V188H263ZM9 190V189H8ZM12 190V189H11ZM22 190V189H21ZM50 190V189H49ZM102 190H103V188H102ZM111 190V189H110ZM168 190V189H167ZM170 190V189H169ZM173 190V189H172ZM186 190V189H185ZM190 190V189H189ZM25 190H23V192H24ZM116 191L117 190H115V192L113 191V193H115L116 194V197H118V195L117 194H119L118 193V191H117V193H116ZM120 191V190H119ZM186 191H188V190H186ZM198 191V190H197ZM201 191V192H202ZM253 191H256L255 193H253ZM23 192H21L20 191V193H23ZM45 192V191H44ZM102 192V191H101ZM100 192V193H101ZM105 191H103V193H104ZM111 192V191H110ZM126 192V191H125ZM170 192H171V190H170ZM173 192V191H172ZM200 192V191H199ZM198 192V193H199ZM200 192V193H201ZM29 193V192H28ZM49 193H50V191H49ZM93 193V192H92ZM107 193V192H106ZM120 193H121V191H120ZM25 194V193H24ZM45 194V193H44ZM89 194V193H88ZM138 194V193H137ZM174 194V193H173ZM21 194H19V195H17L15 198H16V200H20V198H22L23 196H20ZM29 195V194H28ZM46 195V194H45ZM44 195V196H45ZM48 195V194H47ZM62 195V194H61ZM91 195H93V194H91ZM114 195V194H113ZM120 195H124V193L123 194H120ZM131 195V194H130ZM169 195H170V193H168V195H167V192H166V194H163L161 197H160V202L163 204V206L162 207H165L166 209H169L168 211H172V212H174L176 215H177V213L179 214H181L182 216H183V214L185 213L184 211V213L182 212V208H179L178 206H179V203H177V202H174L173 200H175L176 198H172L173 200H171V198L169 197ZM172 195V194H171ZM170 195V196H171ZM205 195V196H206ZM33 196H34V194H33ZM90 196V195H89ZM94 196V195H93ZM115 196V195H114ZM136 196H138V195H136ZM88 197V196H87ZM116 197H115V199H116ZM45 198H47V196H45ZM50 198V197H49ZM81 198V197H80ZM127 198V197H126ZM231 198H232V200H233V202L231 203L230 201H231ZM1 199V198H0ZM92 199H95V197H93ZM114 199V198H113ZM121 199V198H120ZM116 199L115 200V203H117L116 204V206H117V208L119 207V208H121L122 210H123V212H124V215H125V217H126V219H124V221H126L127 223H128V225L126 224L125 226H129V229H133V230H137L136 229V227H137V225H136V217H135V215L133 214L134 212L132 211V209H130L126 204H128L129 203V201H128V203H126L127 201L125 200V199ZM178 199V198H177ZM47 200V199H46ZM48 200H50V199H48ZM47 200V201H48ZM66 200V199H65ZM129 200V199H128ZM135 200H137L138 201V203L141 205V202L143 201H141V198L139 199V198H135ZM155 200V199H154ZM21 201H22V199H21ZM59 201V200H58ZM93 201V200H92ZM91 201V202H92ZM96 201H97V199H96ZM176 201H178V200H176ZM193 201V200H192ZM31 202V201H30ZM45 202V201H44ZM45 203H47V202H45ZM48 203H50L49 201H48ZM100 203V202H99ZM92 204H94L93 202H92ZM199 204V203H198ZM96 206H97V203L95 204ZM129 205V204H128ZM181 205V204H180ZM42 206H45V204L44 205H42ZM48 206H50V204L48 205ZM95 206V207H96ZM134 206V205H133ZM88 207V206H87ZM90 208L92 207V209L91 210H93V206H89ZM88 207V210L90 209ZM186 207H188V206H186ZM8 208V207H7ZM32 208H34V207H32ZM31 208V209H32ZM44 208H46V206L44 207ZM98 209H99V207H97ZM97 208H95V209H97ZM114 208V207H113ZM39 209H40V207H39ZM48 209H51L50 207H48ZM53 209V208H52ZM45 210V209H44ZM47 210V209H46ZM45 210V211H46ZM84 210H86V209H84ZM87 210V211H88ZM102 210V209H101ZM184 210V209H183ZM198 210V209H197ZM199 210V211H200ZM36 211V210H35ZM42 211V210H41ZM50 211V210H49ZM194 211V210H193ZM192 211V212H193ZM196 211V210H195ZM13 212V211H12ZM37 212V211H36ZM36 212H34L33 214L35 215V213ZM56 212V211H55ZM89 212V211H88ZM92 212V211H91ZM189 212V211H188ZM201 212V211H200ZM15 213V212H14ZM23 213V212H22ZM29 213V212H28ZM42 213H43V211H42ZM78 213V212H77ZM85 213H86V211H85ZM95 213H96V211H95ZM99 213V212H98ZM97 213V214H98ZM171 213V212H170ZM183 213V214H182ZM190 213V212H189ZM199 212H197V214H198ZM46 214V213H45ZM48 214V213H47ZM91 213H89V215H90ZM100 214V213H99ZM139 214V213H138ZM186 214V213H185ZM194 214V213H193ZM28 215H31L30 213L28 214ZM43 215V214H42ZM89 215L87 216V217H89ZM93 215V214H92ZM91 215V216H92ZM95 215V214H94ZM93 215V216H94ZM116 215V214H115ZM164 215V214H163ZM163 215H162V217H163ZM6 216V215H5ZM4 216V217H5ZM13 216V215H12ZM17 216V215H16ZM36 216V215H35ZM91 217V218H95V216L94 217ZM98 216V215H97ZM106 216V215H105ZM186 216V215H185ZM187 216H189V214L187 215ZM186 216V217H187ZM201 216V215H200ZM199 216V217H200ZM8 217V216H7ZM58 217V216H57ZM170 217V216H169ZM184 217V216H183ZM35 218V217H34ZM82 218V217H81ZM85 218H86V216H85ZM84 218V216H83V219L84 220H86ZM90 218V219H91ZM99 218H101V217H99ZM103 218H104V216H103ZM120 218V217H119ZM167 218V217H166ZM189 218V217H188ZM188 218H186V220L188 219ZM201 218V217H200ZM9 218H7V220H8ZM19 219H20V217H19ZM52 219V218H51ZM165 219V218H164ZM190 219V218H189ZM188 219V220H189ZM6 220V219H5ZM37 220V219H36ZM88 220V219H87ZM92 220V219H91ZM90 220V223L87 221V223L88 224H90V227L92 226L91 225V223H92V221ZM97 220H100V219H97ZM168 220V219H167ZM203 220V219H202ZM14 221V220H13ZM34 221H35V219H34ZM45 221V220H44ZM81 221H83V220H81ZM101 221H103V220H101ZM177 221V220H176ZM195 221V220H194ZM201 221V220H200ZM207 221V220H206ZM205 221V222H206ZM227 221V222H226ZM21 222V221H20ZM50 222V221H49ZM79 222H80V219H79ZM85 222V221H84ZM84 222H82V223H84ZM94 222H95V220H94ZM99 222V221H98ZM180 222V221H179ZM199 222V221H198ZM203 222H204V220H203ZM202 222V223H203ZM208 222V221H207ZM225 223L226 222V224L227 223H229V226H228V230H221V226H222V223ZM8 223V222H7ZM35 223H38V222H35ZM81 223V222H80ZM96 223V222H95ZM175 223V222H174ZM174 223H173V225H174ZM183 223H185V222H183ZM194 223H196V221L194 222ZM215 223V224H214ZM4 224H6V223H4ZM14 224V223H13ZM98 224V223H97ZM99 224H100V222H99ZM122 224L124 225L125 223H123L122 222ZM176 224H177V222H176ZM197 224V223H196ZM10 225V224H9ZM37 225H39V224H37ZM48 225V224H47ZM52 225V224H51ZM83 225H85V224H83ZM87 225V224H86ZM93 225H94V223H93ZM96 225V224H95ZM94 225V226H95ZM108 225V224H107ZM115 225V224H114ZM172 225V224H171ZM170 225V226H171ZM182 225V224H181ZM188 225V224H187ZM209 225V224H208ZM211 225V226H212ZM225 225V224H224ZM228 225V224H227ZM6 226V225H5ZM15 226V225H14ZM79 226V225H78ZM99 226V225H98ZM98 226L96 225L95 227H97V229H98ZM197 226V225H196ZM210 226V227H211ZM231 226V227H230ZM7 227H8V225H7ZM85 227V226H84ZM89 227V228H90ZM94 227V228H95ZM126 227V228H127ZM176 227V226H175ZM182 227V226H181ZM205 227H207V226H205ZM230 227V228H229ZM17 228V227H16ZM89 228H87L88 230H90ZM93 228V227H92ZM91 228V229H92ZM93 228V229H94ZM179 228V227H178ZM177 228V229H178ZM208 228V227H207ZM232 228V230L234 229V228H236V229H234L233 231H231L230 229ZM18 229V228H17ZM21 229V228H20ZM74 229V228H73ZM100 230H102L101 228H99ZM129 229L127 230V232H129ZM173 229H174V227H173ZM179 229H181V228H179ZM204 229V228H203ZM224 229H227V228H224ZM36 230V229H35ZM131 230H130V233H131ZM165 230H166V228H165ZM170 229H168V231H169ZM211 230H212V228H211ZM98 231V230H97ZM174 231H176V230H174ZM173 231V232H174ZM177 231H179V230H177ZM17 232V231H16ZM91 232H93V231H91ZM101 232V231H100ZM205 232H206V230H205ZM213 232H214V230H213ZM2 234H4V232H1ZM8 233V232H7ZM143 233V232H142ZM1 234V235H2ZM19 234V233H18ZM38 234V233H37ZM41 234V233H40ZM50 234V233H49ZM91 234V233H90ZM103 234V233H102ZM131 234H133V233H131ZM190 234V233H189ZM229 234V233H228ZM229 234V235H230ZM94 235V234H93ZM137 237H139L140 236V232H138L137 234ZM149 235V234H148ZM191 235V234H190ZM190 235H188V236H190ZM212 235V234H211ZM4 236V235H3ZM14 236V235H13ZM80 236V235H79ZM82 236V235H81ZM96 236V235H95ZM111 236V235H110ZM132 236V235H131ZM188 236H183V237H180L179 238V244H181V245H183L184 246V251L188 254L187 255V258L185 259H183V260H185L186 262H187V264H207L206 263V261H205V259L206 258H203V257H206V256H203V254H202V249H199V246H201V245H198V243H197V241L196 240H194V238H190V237H188ZM192 236V235H191ZM207 236H208V234H207ZM213 236V235H212ZM211 236V237H212ZM223 236V235H222ZM228 236V235H227ZM8 237V236H7ZM16 237V236H15ZM72 237V236H71ZM78 237V236H77ZM99 237V236H98ZM135 237V236H134ZM150 237V236H149ZM209 237V236H208ZM214 237V236H213ZM3 238V237H2ZM23 238V237H22ZM31 238V237H30ZM29 238V239H30ZM88 238V237H87ZM114 238V237H113ZM112 238V239H113ZM164 238V237H163ZM230 238H231V240H230ZM241 238V239H240ZM24 239V238H23ZM86 239V238H85ZM84 239V240H85ZM112 239H109V238H105V237H103V239H102V243L101 244H103L102 246H108V247H110V245L112 244V242H114L115 241V239H114V241L112 240ZM197 239V238H196ZM200 239H201V237H200ZM89 240V239H88ZM101 240V239H100ZM134 240V239H133ZM149 240V239H148ZM147 240V241H148ZM214 240V239H213ZM11 241V240H10ZM87 241V240H86ZM99 240H97V242H98ZM117 241V240H116ZM218 241V240H217ZM217 241H216V243H217ZM44 242V241H43ZM85 242V241H84ZM138 242V245L139 246H141V248H143L144 246L142 245V243H141V241H140V238H139V240L137 241ZM81 243V242H80ZM99 243V244H100ZM158 243H160L159 245H158V255L157 256H155V259H154V262H153V264H163V261H164V258H163V254H164V248H163V245H162V243H161V241H158ZM210 243V242H209ZM213 243H215L214 241H213ZM218 243H221V242H219L218 241ZM67 244V243H66ZM83 244V243H82ZM81 244V245H82ZM98 244V243H97ZM11 245V244H10ZM24 245H26V244H24ZM55 245V244H54ZM53 245V246H54ZM115 245V244H114ZM114 245H112V248L114 247ZM123 245V244H122ZM155 245V244H154ZM214 245H216V244H214ZM217 245H220V244H217ZM224 245V244H223ZM222 245V246H223ZM39 246V245H38ZM116 246V245H115ZM136 246V245H135ZM166 246V245H165ZM203 247L205 246V245H202ZM212 246H213V244H212ZM222 246H220V247H222ZM66 247H67V245H66ZM68 247H70V246H68ZM79 247V246H78ZM107 247V248H108ZM214 247V246H213ZM224 247V246H223ZM222 247V248H223ZM7 248V247H6ZM18 248V247H17ZM16 248V249H17ZM37 248V247H36ZM71 248V247H70ZM69 248V249H70ZM98 248V247H97ZM101 248V247H100ZM105 249V251L106 250H108V251H110V249H111V247L110 248H108V249ZM115 248V247H114ZM136 248V247H135ZM206 248V247H205ZM212 248V247H211ZM215 248V247H214ZM217 248H218V246H217ZM221 248V249H222ZM12 249H13V247H12ZM19 249V248H18ZM24 249V248H23ZM68 248H66V250H67ZM69 249H68V251H69ZM102 249V248H101ZM204 249V248H203ZM220 249V248H219ZM7 250V249H6ZM22 250V249H21ZM85 250H87V249H85ZM88 250H90V249H88ZM113 250V249H112ZM111 250V251H112ZM153 250V249H152ZM202 250V251H201ZM212 250V249H211ZM214 250V249H213ZM9 251V250H8ZM12 251V250H11ZM16 251V250H15ZM14 251V252H15ZM19 251V250H18ZM93 251V250H92ZM111 251H110V253H111ZM146 251V250H145ZM144 251V252H145ZM154 251V250H153ZM215 251V250H214ZM213 251V252H214ZM223 251V250H222ZM13 252V251H12ZM113 252V251H112ZM216 252V251H215ZM219 252H220V250H219ZM224 252H225V250H224ZM223 252V253H224ZM5 253V252H4ZM36 253V252H35ZM72 253V252H71ZM90 253V252H89ZM92 253V252H91ZM97 253L100 255V258H102L103 259V261H104V264H107V261H109V260H107L108 259V257L106 258V256L104 255V253H103V249H102V251H97ZM96 253V254H97ZM106 253H108L107 251H106ZM138 253H139V251H138ZM169 253V252H168ZM212 253V252H211ZM9 254V253H8ZM133 254V253H132ZM173 254V253H172ZM226 254V253H225ZM7 255V254H6ZM68 255H69V253H68ZM85 255V254H84ZM94 255V254H93ZM107 255V254H106ZM139 255V254H138ZM153 255V254H152ZM165 255V254H164ZM215 255H217V252H216V254ZM14 256V255H13ZM64 256H65V254H64ZM72 256V255H71ZM108 256L110 257V255L108 254ZM203 256V257H202ZM219 256V255H218ZM73 257V256H72ZM72 257L71 258H69V260L68 261H71L70 259H72ZM84 257V256H83ZM86 257V256H85ZM91 257V256H90ZM89 257V258H90ZM96 257V256H95ZM111 257H113V255L111 256ZM138 257V256H137ZM167 257V256H166ZM9 258V257H8ZM13 258H15V257H13ZM67 258V259H68ZM81 258V257H80ZM93 258V257H92ZM99 258V259H100ZM2 259V258H1ZM21 259V258H20ZM23 259V258H22ZM44 259V258H43ZM85 259H88V256H87V258H85ZM134 259H135V257H134ZM138 259V258H137ZM11 260V259H10ZM39 260V259H38ZM93 260L94 259H92V260H86V264H93ZM97 260V259H96ZM101 260V259H100ZM100 260H97V262L99 261V263H100ZM110 260H111V258H110ZM1 261V260H0ZM13 261V260H12ZM17 261V260H16ZM62 261V260H61ZM66 261V260H65ZM73 261V260H72ZM72 261L70 262V263H72ZM137 261V260H136ZM135 261V262H136ZM148 261H149V254L147 253V252H145V254L143 255V256H141L140 257V263L139 264H147L148 263ZM20 262V261H19ZM36 262V261H35ZM44 262V261H43ZM106 262V263H105ZM111 262V261H110ZM138 262V261H137ZM137 262H136V264H137ZM170 262V261H169ZM6 263V262H5ZM8 263V262H7ZM12 263V262H11ZM16 263V262H15ZM32 263V262H31ZM69 263V262H68ZM102 263V262H101ZM111 263H113V262H111ZM110 263V264H111ZM115 263H117L116 261H114V264ZM19 264V263H18ZM49 264H50V262H49ZM64 264V263H63ZM97 264V263H96Z\"/></svg>",
	"mask_w": 264,
	"mask_h": 264
}]
</instances>
